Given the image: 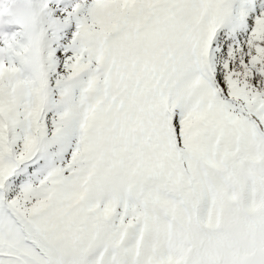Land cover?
Returning <instances> with one entry per match:
<instances>
[{
    "label": "snow or ice",
    "instance_id": "snow-or-ice-1",
    "mask_svg": "<svg viewBox=\"0 0 264 264\" xmlns=\"http://www.w3.org/2000/svg\"><path fill=\"white\" fill-rule=\"evenodd\" d=\"M0 264H264V0H0Z\"/></svg>",
    "mask_w": 264,
    "mask_h": 264
}]
</instances>
